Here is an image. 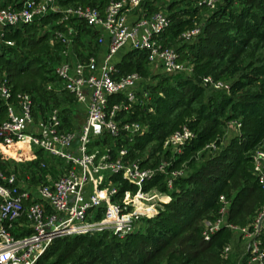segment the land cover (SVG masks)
<instances>
[{
    "label": "trees",
    "instance_id": "16d2710c",
    "mask_svg": "<svg viewBox=\"0 0 264 264\" xmlns=\"http://www.w3.org/2000/svg\"><path fill=\"white\" fill-rule=\"evenodd\" d=\"M16 1L14 7H19L22 0ZM110 1L58 0L57 4L60 8L76 4L92 6L103 12ZM158 2L160 0L145 1L139 13L146 16L158 10ZM176 5L175 0L170 3L173 10L169 14L171 23L162 35L165 45L178 43L182 32L202 21V11L192 6V1L181 9ZM5 6L6 3L2 7ZM60 17L61 11L58 10L30 23L1 26L0 78L7 80L10 101H15L16 94L26 92L38 106L42 102L62 103L61 95L77 105L73 96L63 88L58 93L53 88L44 89V85L52 83L61 87L53 73V66L60 61L59 45L50 43L54 31L63 28V23H57ZM75 25L78 51L85 49L89 55H96V31L83 23ZM82 37L87 41H82ZM251 42H264V0H223L204 20L201 33L177 47L180 61L185 64L188 61L186 65L191 66L190 72L179 75L162 72L156 84L142 82L146 94L141 88L137 102L123 117L141 123L145 130L131 140L106 138L109 144L115 143L116 149L121 145L127 148L129 158L138 160L142 166L154 168L165 160L169 162L167 174L182 170L180 176L173 178L171 188L167 185V174L159 172L144 185V190L156 189L166 193L170 200L162 203L155 216L140 218L139 221L144 223L143 229L123 236L105 230L57 238L35 264L230 263L223 256V249L230 243L233 231L221 226L206 240L203 236L204 221L217 219L223 206L221 196L227 201L225 221L233 226H250L264 205V185L252 172V153L259 146H264V58L251 59L245 72L237 78L233 73L236 68L224 75H216L214 69L217 61L243 51ZM126 62L132 65L129 71L123 69ZM149 65L147 53L137 50L126 52L116 64L118 74L137 72L143 78L150 75ZM207 76L224 82L232 79L228 83L229 92L211 87L204 101L202 97H205L209 86L203 84V78ZM39 89L45 91L37 96ZM121 99V96L111 98L113 101ZM72 110L75 108L69 113ZM62 111L64 123V114L67 115L66 120L70 114ZM6 118V105L0 100V122ZM234 120L240 123L238 132L220 149L224 128ZM78 126L65 128L74 130ZM183 126L193 131V137L179 152L163 149V140ZM210 143H214L218 151L207 149L206 145ZM148 145H152L156 153H162L150 164L151 158H142ZM45 161L49 165L54 160L45 158ZM50 167L52 165L47 168ZM37 175L38 178H34ZM37 175L33 174L35 181L30 179L31 183L37 182L36 179L43 180L41 173L37 172ZM112 180L120 182L121 191L136 190L134 185L119 176H113Z\"/></svg>",
    "mask_w": 264,
    "mask_h": 264
},
{
    "label": "built area",
    "instance_id": "2783aa9c",
    "mask_svg": "<svg viewBox=\"0 0 264 264\" xmlns=\"http://www.w3.org/2000/svg\"><path fill=\"white\" fill-rule=\"evenodd\" d=\"M145 1L148 0H112L103 12L77 4L60 8L58 0H22L19 7H0V26L30 23L61 11L57 23H63V28L56 29L50 40L59 45L60 61L54 73L62 88L86 111L82 124L66 130L59 108L36 118L31 95L20 92L15 101H10L7 80L0 78V100L7 109V118L0 122V147L19 146L27 150L29 159H34L43 171L49 165L42 155L63 164L62 172L56 176L45 173L43 180L33 185L0 169V264H35L57 238L105 230L123 236L135 230L140 218L155 216L162 203L170 200L166 193L143 188L155 173L167 174L169 162L162 160L154 168L145 167L129 158L123 145L116 149L115 143L106 141L108 137L113 141L131 140L146 128L123 117L137 102L144 80L137 72L118 74L119 53L144 51L149 64L167 75L191 70L190 65L180 61L177 47L162 42L171 23L169 14L161 9L146 16L140 14L139 8ZM194 1L195 7L210 14L223 0ZM132 13L136 16L130 19ZM203 22L182 32L179 38L184 42L192 40L201 33ZM77 23L96 31V42L106 45L101 58L88 55L79 59L72 52ZM203 84L216 90L230 89L228 83L211 76L204 77ZM120 96V101L111 100ZM229 123L240 127L236 120ZM193 135L192 130L183 126L163 140L162 148L179 152ZM76 138L78 143L73 147ZM206 148L219 149L214 143ZM252 172L264 185L263 146L252 153ZM181 174L182 170L167 174L168 187ZM113 176L134 185L136 190L121 191L120 182H114ZM220 198L223 206L219 215L214 221H204L203 236L208 240L221 226L239 231L244 238L257 240L248 246L246 263L264 264V205L250 226L238 227L225 221L227 201ZM228 252L229 247L225 246L223 256Z\"/></svg>",
    "mask_w": 264,
    "mask_h": 264
},
{
    "label": "rangeland",
    "instance_id": "374dc122",
    "mask_svg": "<svg viewBox=\"0 0 264 264\" xmlns=\"http://www.w3.org/2000/svg\"><path fill=\"white\" fill-rule=\"evenodd\" d=\"M172 1L173 0H160V2L157 3V6H159L157 9H161L163 11H166L168 14H171L173 12V10H171L170 7V3ZM175 1L177 2L176 5L177 9H181L187 6L191 1H192V6L195 7L194 0H175ZM208 15L209 14L205 13V11H202L201 12L202 21H204ZM81 39H83V37ZM179 43H183V41L180 39V41L178 43H174L173 46L178 47ZM263 58H264V42L260 44H254V42H251L248 45V47L243 51L233 53L230 58L217 61V63H215L214 72L216 75L217 74L224 75L225 73L230 72L233 69L235 70L236 68V70L233 73H234V78H237L240 74L245 72V67L248 64V62L251 61V59L257 61ZM187 63L188 61H186V64ZM54 67L55 65L53 66V69ZM131 67L132 65L131 64L129 65L126 62L125 65L123 66V69L125 71H129L131 70ZM148 70L150 75L148 78H143L144 84L147 85L156 84L159 77L162 75V72L158 67L152 65L148 66ZM230 80L232 79H228V81L226 80V83H229ZM144 84L142 85L143 93L145 92L144 91L145 87L143 88V86H145ZM47 86H48L47 84L44 85V89L46 88V90H49ZM50 86L51 88H58L57 85L54 83L50 84ZM211 89H212L211 87H207V92L205 94V97L204 96L202 97L204 101L206 100L207 96L210 94ZM44 91L45 90L43 89H39L36 92V95L37 96L42 95ZM145 94L146 93H144V95ZM60 97L63 98V102L62 103L58 102V104H54V103L47 104L46 102H42V104L38 106L36 102V104H34V113L36 112V115L38 114L39 116H44V114L48 112L52 107H58L64 110V112L70 114L69 119L67 120L65 117L67 115L64 114V118L66 122H64L65 124L64 123L63 124L66 125L68 129L75 128L76 126L82 124L85 119V114H86L85 109L79 108L67 96L61 95ZM70 108L71 109L75 108V110L74 111L72 110V112L69 113V111H71ZM237 132L238 130L235 125H232L231 123L226 124L224 128V134L222 137V143L220 144L219 148L221 149L223 146H225L237 134ZM97 145L100 146L101 144H97ZM153 149L154 148L152 145H148L142 153V158H151L149 164L154 162L156 156L162 154V153L159 154L160 152L156 153V151H154ZM216 150L218 151V149ZM27 152H28L27 150H23L19 146H12L9 148L0 147V165L2 166V167L0 166V168H4L6 170L5 172L8 174L13 173L17 177L22 178L21 180H23L26 177L32 179L34 177L33 174L37 175V172L41 173V176H44V173H48L51 175L53 174L52 176H56L57 174L62 172L63 164H61L56 160L50 162L52 168L50 167L45 171L41 170L34 159H29V155L27 154ZM41 157L43 159L46 158V156L44 155H42ZM34 178H38V175L35 176ZM39 180L40 179H36L37 182L33 184H37ZM24 181H22V183H25ZM32 181L35 180L32 179ZM143 227H144L143 221H139L136 224L135 230L143 229ZM233 233H234L233 237L230 243L227 245L229 247V252L226 254V257L230 260L229 264H247L246 258L248 256V246L253 244L254 241L257 240L253 238H244L239 231H233Z\"/></svg>",
    "mask_w": 264,
    "mask_h": 264
},
{
    "label": "crops",
    "instance_id": "0c3cea01",
    "mask_svg": "<svg viewBox=\"0 0 264 264\" xmlns=\"http://www.w3.org/2000/svg\"><path fill=\"white\" fill-rule=\"evenodd\" d=\"M21 1V0H20ZM7 4V6L8 5H12V6H14L15 4H17V1L16 0H0V7H2L3 6V4ZM136 16V14L135 13H132L131 14V16H130V19H133L134 17ZM82 41H87V38H85L84 39V37H83V40ZM93 42L95 41V40H92ZM77 45V41L75 42V44H74V46H73V48H72V52L75 54V56H77L79 59H82V58H86L89 54L85 51V49L83 50V51H78V47L76 46ZM95 45H96V52H95V54H96V56L98 57V58H101L102 56H103V54L105 53V51H106V45H99V44H96L95 43ZM82 55V56H81ZM125 55V53H119L118 55H117V60H118V62L123 58V56ZM47 88L48 89H50L51 88V86H50V84H48V86H47ZM62 89V86L59 88H53V90L54 91H60ZM62 101H63V99H61ZM60 100V101H61ZM78 106V105H77ZM79 108H82L81 106H78ZM62 111V110H61ZM63 112V111H62ZM61 112V114H63ZM34 115H35V117L36 118H38V117H43V116H39L38 114L36 115V112L34 113ZM63 118V117H62ZM63 120V119H62ZM5 148H9V147H5ZM49 166H50V164H49ZM10 174V173H9ZM44 175H45V173H44ZM17 177V176H16ZM18 178V181H20V182H22V181H24L25 183H27V184H30V185H33V183H31V181H30V179L29 178H24L23 180H21L22 178H20V177H17Z\"/></svg>",
    "mask_w": 264,
    "mask_h": 264
},
{
    "label": "water",
    "instance_id": "95a60500",
    "mask_svg": "<svg viewBox=\"0 0 264 264\" xmlns=\"http://www.w3.org/2000/svg\"><path fill=\"white\" fill-rule=\"evenodd\" d=\"M77 143H78V139L76 138V139L74 140L72 146H73V147L76 146Z\"/></svg>",
    "mask_w": 264,
    "mask_h": 264
}]
</instances>
